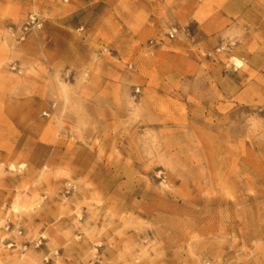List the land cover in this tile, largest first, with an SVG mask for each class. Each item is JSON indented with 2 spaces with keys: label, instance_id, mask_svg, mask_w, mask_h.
Masks as SVG:
<instances>
[{
  "label": "rangeland",
  "instance_id": "1",
  "mask_svg": "<svg viewBox=\"0 0 264 264\" xmlns=\"http://www.w3.org/2000/svg\"><path fill=\"white\" fill-rule=\"evenodd\" d=\"M0 264H264V0H0Z\"/></svg>",
  "mask_w": 264,
  "mask_h": 264
},
{
  "label": "built area",
  "instance_id": "2",
  "mask_svg": "<svg viewBox=\"0 0 264 264\" xmlns=\"http://www.w3.org/2000/svg\"><path fill=\"white\" fill-rule=\"evenodd\" d=\"M65 1H67V0H65ZM89 1H94V0H89ZM42 25H43V23H42V19L39 16V13L38 12H31L27 17V22L25 23V26L23 28V34H25L28 31L40 30ZM168 37L170 39H173L174 38V32H170L168 34ZM13 70H16V68H13ZM52 107H54V105ZM43 115L49 116V114L46 112H44Z\"/></svg>",
  "mask_w": 264,
  "mask_h": 264
},
{
  "label": "bare ground",
  "instance_id": "3",
  "mask_svg": "<svg viewBox=\"0 0 264 264\" xmlns=\"http://www.w3.org/2000/svg\"><path fill=\"white\" fill-rule=\"evenodd\" d=\"M236 66H238L239 67V64H240V62H238V61H236ZM64 93V92H63ZM63 95H65V94H63Z\"/></svg>",
  "mask_w": 264,
  "mask_h": 264
}]
</instances>
